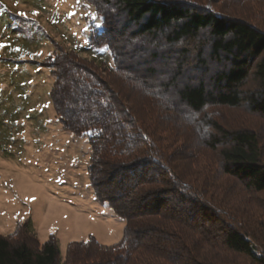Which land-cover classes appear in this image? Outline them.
<instances>
[{"label":"trees","instance_id":"1","mask_svg":"<svg viewBox=\"0 0 264 264\" xmlns=\"http://www.w3.org/2000/svg\"><path fill=\"white\" fill-rule=\"evenodd\" d=\"M88 46L55 45L42 66L63 130L87 134L94 198L120 240L40 244L30 219L0 233V264H264V148L218 109L264 121V0H85ZM18 63L21 61H13Z\"/></svg>","mask_w":264,"mask_h":264},{"label":"rangeland","instance_id":"2","mask_svg":"<svg viewBox=\"0 0 264 264\" xmlns=\"http://www.w3.org/2000/svg\"><path fill=\"white\" fill-rule=\"evenodd\" d=\"M100 29L101 17L85 0H0V233L28 218L40 244L56 237L62 259L69 242L93 237L113 245L124 227L94 198L88 136L63 130L48 97L52 69L42 66L56 44L111 66L106 48L87 44ZM217 116L227 127L255 129L264 148L261 118L242 108Z\"/></svg>","mask_w":264,"mask_h":264},{"label":"snow or ice","instance_id":"3","mask_svg":"<svg viewBox=\"0 0 264 264\" xmlns=\"http://www.w3.org/2000/svg\"><path fill=\"white\" fill-rule=\"evenodd\" d=\"M18 15H20V16H25V13L24 12H20V13H18ZM34 199V198H33Z\"/></svg>","mask_w":264,"mask_h":264}]
</instances>
